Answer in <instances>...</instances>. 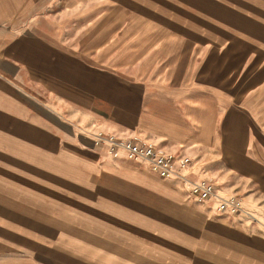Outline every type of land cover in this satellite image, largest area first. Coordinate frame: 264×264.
<instances>
[{
	"label": "crops",
	"instance_id": "obj_1",
	"mask_svg": "<svg viewBox=\"0 0 264 264\" xmlns=\"http://www.w3.org/2000/svg\"><path fill=\"white\" fill-rule=\"evenodd\" d=\"M261 1L241 0L239 14H233L219 0H198L192 21L215 30L202 34L198 28L186 31V20L171 17L165 7L184 13V0H149L147 11L139 4L121 10L115 0H98L79 16L85 21L81 38L88 40L82 53L95 56L96 79L82 75L78 83L72 64L58 82L60 27L40 14L56 0H0V264L234 262L230 255H212L211 213L195 204L201 202L190 195V185L178 190L172 185L182 183L177 179L162 180L122 153L112 158L106 147L94 144L92 134L126 127L212 150V118L219 117L222 151L246 152L248 142L231 143L232 136L264 134V121L260 126L248 97L233 95L227 79L212 92V46L215 55H234L238 70L249 69V56H264ZM28 6L37 13L26 16ZM117 8L120 15L106 14ZM28 38L40 41L29 46L30 53ZM250 69L264 71V64ZM106 81L139 90L144 102L185 104L182 116L190 127L175 111L122 113L120 98L105 97ZM203 203L213 204L216 212L217 199ZM202 220L208 238H202ZM222 243L231 246L227 239ZM241 243L248 248L250 242ZM242 257L248 260L247 254Z\"/></svg>",
	"mask_w": 264,
	"mask_h": 264
},
{
	"label": "rangeland",
	"instance_id": "obj_2",
	"mask_svg": "<svg viewBox=\"0 0 264 264\" xmlns=\"http://www.w3.org/2000/svg\"><path fill=\"white\" fill-rule=\"evenodd\" d=\"M184 1L186 5L184 13L181 8L175 9L170 6H165L167 11L171 13V17L184 18L186 20V28L184 27L186 31L198 28L202 34L210 32L211 30L215 32V30L212 29V24L192 21V8L195 10L198 9V0ZM219 1H221L223 5L226 4L228 6V11L232 8L231 11L233 14H239L241 0ZM97 2L98 0H56V3L52 7H41V16L56 20L58 27H60L57 31L56 38L58 82L63 80L66 74L64 73V69L66 66H70V64H72V68L74 69L72 70L74 82L80 83L82 75H87L90 80L96 79L97 72L94 71L95 68L92 65L95 61V56L90 55L87 57L86 53H82L85 49L84 44L86 45L88 40L81 38V29L85 21H80L79 16L92 9L91 5L96 6V4H98ZM115 2L119 5L121 10H126L128 8L133 9V6L137 4H139V6L143 5V10H151L149 0H115ZM251 2H253V0H251ZM162 3L166 5L164 2ZM261 3L262 7L260 10L264 13V0H262ZM105 4H108L107 1ZM33 8L34 7L28 6L23 9L26 16L32 14L33 11L37 13V8ZM223 11H225V7H223ZM119 13H121L119 8H117L115 12L106 11V14L111 16L120 15ZM71 19L73 20L72 24L65 23ZM28 25L29 24H26V26ZM172 25H174V23L163 24V26L168 27ZM41 29L43 30L44 28ZM34 41L39 45L40 41L38 39H26L28 53H30L29 46H33ZM233 41L238 43L237 40ZM216 52L215 47L212 46V79L214 80L212 82V92L216 94L219 91V86L222 81L227 79V81L232 83L230 89L233 95H245L248 97V109L255 114L258 113V117L261 119L258 120V123L261 126L264 121V71L251 70L250 68L255 63L259 65L264 64V56H249V63L246 64V67L249 66V69L238 70L240 65L238 60L234 59V55H215ZM32 56H34L33 53ZM82 64L89 65V70L82 69ZM223 66L226 68L224 71L220 70ZM186 74H188V72H186ZM262 82L263 86H256ZM107 83L106 81L105 97H109L111 100L120 98L121 102L117 103L121 105L120 109L122 113L128 112L133 114L137 112L138 114H142L145 110H148L153 112V114L163 113V115L169 116L171 111H175L176 113H180L182 120L184 119L185 124L190 127L189 121L182 116L185 104H165L163 102L159 103L153 101L144 102L141 97H137L142 96L139 90L133 88L134 91H127L119 87H114L110 82L109 85H107ZM189 89H191V87ZM137 99L142 100L138 101ZM110 110L111 107L109 108V111ZM219 119V117L217 119L212 118V130L215 131L214 134L212 133V138L214 137V143L216 144V147L212 148V150H206L196 145H176L164 142L156 139L151 134H146L144 131L133 130L132 128L126 127L120 128V130H113L112 127H106L109 128L108 131L103 128L102 132L105 134L111 133L110 135L114 134L116 137L121 135L127 139H141L154 144L164 152L175 154L176 156L187 157L190 163L185 169L184 174L189 175L185 178L184 182H175L176 184H172L173 186L185 192L189 185L202 181H210L214 184L216 193L219 196L229 199L234 198L239 201L241 205V209L237 213L231 214L230 212L218 213L217 210L215 212L213 204L210 203H195L197 206L211 213L212 255H230L234 261L231 264H264V134L254 136L251 135L250 132L245 134L236 132L235 135L232 136L231 143H245L247 141V151L237 152L236 150H228L227 152H223L219 144L222 141V135L217 131V126H219L218 124L220 122ZM74 120L76 119L74 118ZM235 121L237 123L240 122V120ZM249 121L251 122L250 118ZM104 123L110 126L113 124V121L105 120ZM248 129L250 130V126ZM235 130L237 131L238 129L235 127ZM253 147H257V150ZM121 158H123V156ZM155 200L156 198H154V201ZM208 233V226H206L202 220V238H208V236H206ZM223 239L229 240L231 246L225 247L222 243ZM247 239L250 242L249 247L242 248L240 246V244H242L241 241H247ZM244 254L248 255V260L246 257H242ZM242 260L247 261V263L241 262Z\"/></svg>",
	"mask_w": 264,
	"mask_h": 264
},
{
	"label": "built area",
	"instance_id": "obj_3",
	"mask_svg": "<svg viewBox=\"0 0 264 264\" xmlns=\"http://www.w3.org/2000/svg\"><path fill=\"white\" fill-rule=\"evenodd\" d=\"M92 138L96 146L106 147L112 158H119L122 153L126 160L148 166L149 170L162 180L174 178L184 182L187 177L184 174L190 163L187 157L164 152L154 144L137 138L123 139L103 132L92 134ZM190 195L198 202L217 199L218 213L234 214L241 209L240 202L234 198L224 199L216 196L215 186L210 181L190 185Z\"/></svg>",
	"mask_w": 264,
	"mask_h": 264
}]
</instances>
